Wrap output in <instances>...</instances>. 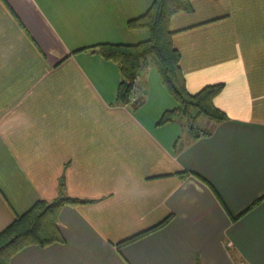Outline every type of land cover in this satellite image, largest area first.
I'll use <instances>...</instances> for the list:
<instances>
[{
    "label": "crops",
    "instance_id": "crops-1",
    "mask_svg": "<svg viewBox=\"0 0 264 264\" xmlns=\"http://www.w3.org/2000/svg\"><path fill=\"white\" fill-rule=\"evenodd\" d=\"M152 1L0 0V230L36 200L84 201L60 210L62 243L10 264H264V200L234 220L264 194V0H193L170 20L187 90L223 83L227 118L196 139L158 124L176 101L151 64L141 103L119 104L118 65L79 50L146 40L127 21Z\"/></svg>",
    "mask_w": 264,
    "mask_h": 264
},
{
    "label": "trees",
    "instance_id": "trees-1",
    "mask_svg": "<svg viewBox=\"0 0 264 264\" xmlns=\"http://www.w3.org/2000/svg\"><path fill=\"white\" fill-rule=\"evenodd\" d=\"M192 1L153 0L143 14L128 20V29H145L148 32V38L144 41L130 44L97 43L79 50H90L118 65L121 79L117 86L116 99L119 104L128 101L134 77L142 73L146 65L151 64L168 94L176 101V107L161 114L158 124L187 120L189 132L196 139L210 133V129L197 126L198 120L219 123L227 116L215 104V98L222 90L223 83L206 85L195 93H190L186 88L180 66V53L173 44V31L169 25L172 16L192 12ZM263 200L264 194L235 216L234 220L240 219ZM82 202L84 201L79 198L63 194L52 201L36 200L0 230V264H10L12 256L27 246L46 247L62 243L64 237L57 223L59 212L64 205ZM168 220L169 217L120 241L117 246L130 243L161 228Z\"/></svg>",
    "mask_w": 264,
    "mask_h": 264
},
{
    "label": "built area",
    "instance_id": "built-area-1",
    "mask_svg": "<svg viewBox=\"0 0 264 264\" xmlns=\"http://www.w3.org/2000/svg\"><path fill=\"white\" fill-rule=\"evenodd\" d=\"M142 73L137 74L132 82V87L126 105H139L142 101Z\"/></svg>",
    "mask_w": 264,
    "mask_h": 264
},
{
    "label": "rangeland",
    "instance_id": "rangeland-1",
    "mask_svg": "<svg viewBox=\"0 0 264 264\" xmlns=\"http://www.w3.org/2000/svg\"><path fill=\"white\" fill-rule=\"evenodd\" d=\"M192 112H194L193 110H192ZM202 120V119H201ZM198 121H200V120H198ZM182 122L184 123V125L187 127V120H182Z\"/></svg>",
    "mask_w": 264,
    "mask_h": 264
}]
</instances>
